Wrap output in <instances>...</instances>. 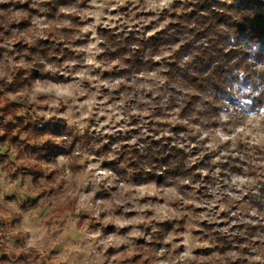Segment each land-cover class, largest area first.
I'll return each mask as SVG.
<instances>
[{
	"label": "rangeland",
	"instance_id": "374dc122",
	"mask_svg": "<svg viewBox=\"0 0 264 264\" xmlns=\"http://www.w3.org/2000/svg\"><path fill=\"white\" fill-rule=\"evenodd\" d=\"M202 1L0 0V264H264V111L222 100L201 116V95L189 125L177 117L193 52L170 29ZM62 28L55 61L29 59ZM17 70L44 78L7 93ZM155 144L186 155L188 181L123 170Z\"/></svg>",
	"mask_w": 264,
	"mask_h": 264
},
{
	"label": "trees",
	"instance_id": "16d2710c",
	"mask_svg": "<svg viewBox=\"0 0 264 264\" xmlns=\"http://www.w3.org/2000/svg\"><path fill=\"white\" fill-rule=\"evenodd\" d=\"M180 17L189 25H193L186 27L187 25L183 26L181 22L172 24L174 27L170 29L171 37L188 35L183 49L190 48L193 53L191 60L183 65L189 91L183 94L181 103L177 105L178 120L187 122V125L191 123L190 114L199 113L196 105L201 95L206 96L202 99L205 109L201 116L214 115L216 106L222 100L234 108L233 113L264 111V70L257 69L258 66H264V4L258 0H236L235 3L229 4L220 0H204L190 13L184 12ZM67 30L69 29L62 28L56 31L57 35L52 41L38 42L32 48L29 47V59L39 62L46 60L49 54V58L55 61L60 46L70 43L66 36L69 33ZM152 42L154 46H158L166 40L162 41L156 37ZM134 50L118 47L111 53L113 57L117 56L118 59L124 60L123 63L131 65L140 63L141 59V52ZM61 51L63 52L62 49ZM38 67L41 68L40 65ZM175 68V63L171 64L170 77L173 76ZM17 72L6 89L7 93L16 92L17 88L30 85L35 79L44 78L36 70L30 71L34 75L31 77H28L26 71ZM14 84L16 87L11 91ZM172 100L170 97L169 102ZM157 126L165 129L164 124ZM168 127L169 130L162 131L164 133L160 135L157 143L166 144L165 141L170 140L171 136L175 137L180 130L186 129L185 125L179 123ZM156 145L149 146L142 154L135 151L128 155V163L122 164L123 170H131L132 174L140 177L145 183L149 180L161 183L165 179L170 183L178 179L188 181L192 169L186 167V155L178 148L166 149L167 145L157 148ZM258 204L262 207L261 203ZM165 225L167 223L162 226ZM219 235H216V246L221 247V250L231 249L230 240Z\"/></svg>",
	"mask_w": 264,
	"mask_h": 264
}]
</instances>
